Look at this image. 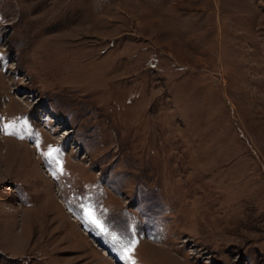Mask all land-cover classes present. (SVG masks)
<instances>
[{
  "label": "rangeland",
  "instance_id": "1",
  "mask_svg": "<svg viewBox=\"0 0 264 264\" xmlns=\"http://www.w3.org/2000/svg\"><path fill=\"white\" fill-rule=\"evenodd\" d=\"M0 264H264V0H0Z\"/></svg>",
  "mask_w": 264,
  "mask_h": 264
},
{
  "label": "snow or ice",
  "instance_id": "2",
  "mask_svg": "<svg viewBox=\"0 0 264 264\" xmlns=\"http://www.w3.org/2000/svg\"><path fill=\"white\" fill-rule=\"evenodd\" d=\"M7 127H9V125H5L4 126V128H7ZM58 151V149H54V148H52L51 146L49 147V151L47 152V153H45V155L46 156H48V157H50V158H52L53 160H55V162H56V165H57V168H56V171L57 172H62L63 171V169H62V167H60V161L58 160V159H56V157H55V153ZM55 174V173H54ZM88 217H89V219L91 220V222L92 223H95V224H97V226L99 227V223L95 220V218L92 216V212H91V210H89L88 211ZM135 242H133V244H134ZM132 251V247L131 246H128V247H125L124 248V253H125V258H127V254L129 253V252H131Z\"/></svg>",
  "mask_w": 264,
  "mask_h": 264
}]
</instances>
